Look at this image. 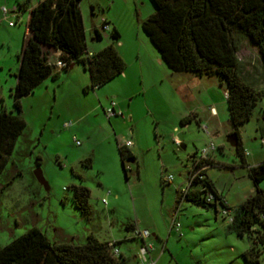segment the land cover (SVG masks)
<instances>
[{"label": "rangeland", "instance_id": "obj_1", "mask_svg": "<svg viewBox=\"0 0 264 264\" xmlns=\"http://www.w3.org/2000/svg\"><path fill=\"white\" fill-rule=\"evenodd\" d=\"M112 1L82 0L86 39L90 50L103 49L112 43L116 27L121 43L115 41V46L127 63L125 76L121 74L93 89L90 72L83 63L57 68L59 71L55 68L53 74L35 81L28 93L20 95L19 112L13 93L22 85L16 74L21 67L18 55L28 12H24V19L16 13L21 12V4L33 5L37 0H0V112L20 113L27 123L0 178V188L11 182L0 194V246L37 227L52 242L82 244L90 234L101 241H122V251L134 261L139 243L128 239L134 232L127 230L126 224L140 221V229L149 227L160 237V241L150 240L155 245L152 257L156 264H249L242 255L250 245L248 237L229 232V219L214 207L183 201L182 206L179 204L181 231L172 229L170 213L175 211L178 192L180 196L188 183V155L201 150L210 140L217 144L218 151L225 145L218 158L233 166L211 170L213 179L226 187L231 201L255 185L236 146L228 143L225 136L212 139L195 118L187 126L182 122L202 106L199 91L203 83L188 78L193 73L175 72L158 60L159 51L142 27L147 17L144 8L140 13L134 0ZM148 2L153 5L151 0ZM105 19L109 29L102 26ZM94 26L101 30L103 40L94 39ZM247 40L240 38V45L252 50V43ZM248 55L239 53L245 66L243 72L263 90L262 56L252 65L253 58L249 61ZM223 85L212 91L219 97L220 91L222 100L227 88L226 83ZM111 99L121 104L126 118L107 117L104 107ZM254 110L253 118L240 127V133L248 148L264 154V96ZM205 121L212 129V123ZM131 127L139 160L126 162L130 168L126 178L118 139L122 135L130 137ZM179 133H185L183 140ZM176 137L179 144L174 141ZM88 158L91 166L84 165ZM37 169L43 171L47 185L37 179ZM164 174H172V182H163ZM76 185L87 186L91 191L90 214L82 212L74 201ZM259 185L264 188V181ZM259 264H264V253Z\"/></svg>", "mask_w": 264, "mask_h": 264}, {"label": "trees", "instance_id": "obj_2", "mask_svg": "<svg viewBox=\"0 0 264 264\" xmlns=\"http://www.w3.org/2000/svg\"><path fill=\"white\" fill-rule=\"evenodd\" d=\"M80 1L46 0L31 11L18 55L21 67L16 77L22 79V85H18L13 93L19 112L20 95L28 93L35 81L51 74L47 60L56 50H60L62 57L69 61L63 69L75 62L83 63L90 72L93 89L109 83L126 70L127 63L115 46V41L120 42L121 39L116 27L112 31V43L92 57L84 53L86 35ZM151 1L154 12L142 22V27L163 61L175 72L218 77L222 83H226L230 121L233 132L238 134V141L233 145L244 161L245 147L240 127L253 118L254 107L264 96V87L263 90L258 89L243 72L239 39H248L252 46L259 49L264 66V0ZM24 5L26 3L21 7ZM102 26L109 29L108 20L105 19ZM93 37L97 41L103 40L101 30L95 28ZM189 120L186 117L182 122ZM26 126L20 113L0 112V178L12 160ZM118 151L126 178H129L126 162L136 161L137 158L124 144L118 143ZM197 154L198 150L192 157ZM206 163L210 164L211 160ZM84 165L91 166V159L85 160ZM249 176L255 185V192L243 203L231 207L208 176L207 170H203L188 188L186 196L178 195L176 207L183 201H189L203 207H214L218 213V206L230 210L234 219L230 222L229 232L240 238L248 237L250 245L242 255L247 263L259 264L260 256L264 253V188L259 185L264 181V163L251 166ZM10 183L0 188V194ZM74 190L77 207L90 214V189L76 185ZM210 195L214 196V202L208 201ZM126 228L134 230L136 224L130 221ZM121 242L115 241L114 244L120 247ZM0 264H137V260L135 258L133 261L123 253L115 255L108 241H101L93 234L82 244L73 241L52 242L39 228L33 227L5 246H0Z\"/></svg>", "mask_w": 264, "mask_h": 264}, {"label": "crops", "instance_id": "obj_3", "mask_svg": "<svg viewBox=\"0 0 264 264\" xmlns=\"http://www.w3.org/2000/svg\"><path fill=\"white\" fill-rule=\"evenodd\" d=\"M44 1H46V0H37V3H35L33 5H31V4L29 5V4L26 3V5H24L23 7H21V12L20 13H16V15H17L18 18H23L24 19V12L25 11L28 12L26 30H27L28 21H29V18H30L31 11L34 8H36L38 5H40L42 2H44ZM134 1H135L136 6H139L140 13H141V9L142 8H144V10L147 12L146 19L154 12V7H153V5L151 6L149 4L148 0H134ZM81 2H82V0L79 3V9H80L81 14H82ZM111 2H113V1L111 0ZM82 19H83V14H82ZM83 22H84V20H83ZM15 26H16V23H14L12 25V27H15ZM95 28H97V26H94L93 27V29H95ZM85 35H86V29H85ZM119 43H121V41ZM99 50H101V49H99ZM99 50H96V51L95 50L94 51L90 50L89 47H88V44H87V39H86V48L84 50V53L85 54H86V52L96 53ZM242 51H244L245 54L246 53L249 54L248 55V60L249 61H251L252 58H253V62H251L252 65H256L260 61L259 55H261V54H260V51H259V49L257 47L252 46V50H248L243 45H240L239 53L242 52ZM61 53L62 52L60 50H56V51H54L49 56V58L47 60V64H48V66L51 69V74H53V71H55V68L56 69L58 68L55 63H56V61L58 59V56ZM158 55L160 57L158 60L159 61H163V59H162V57H161V55H160L159 52H158ZM121 56H122V54H121ZM239 58L241 60V57H239ZM241 62H242V60H241ZM74 65H75V63H72L69 67L72 68ZM242 65H243V63H242ZM58 69H57V71H59ZM124 73L125 72L122 73L123 77L125 76ZM185 76H188V74H186ZM205 77H207V78H205ZM188 78L194 79L195 80V83H198V82H200V83L202 82L203 83L202 84V89H200L201 91H199V93L201 94V97H202L201 98V101H203V104H202V106H198L197 107L196 111L193 114V117H190V120L192 118H195L198 121V123L201 126H203V128H204V125H206L208 131H206V130L205 131L208 133L209 136H211L212 139L215 136H221V135H223V136L226 137L227 142L230 143V144H232L228 140V135L231 132H233V127H232V123L230 121V114H229L228 102H227V97H226L227 88H225V90H224V98L222 100L221 98L223 96L221 95L222 93L220 91H219L220 97L219 96H216L214 93H212V91L215 92L216 90H219L220 88H223V86H224L223 83L220 81V79L218 77H208V76H202V77H200V76L193 75V76H188ZM210 78L213 79V80H210ZM262 85L264 87V84H262ZM99 88H97V89H99ZM203 92H206V93H204L206 97H203L204 96L202 94ZM112 101H115L116 102V106H115L116 107V110H120L123 113L125 112V111H123L124 109L120 107L121 104L120 103H117V101L114 100V99H111L110 104H108L104 108L110 107ZM124 117L126 118L125 113H124ZM128 118H129V120H132V116L129 115ZM205 120H207V121H209V122L212 123V125H213V128L212 129L210 128L209 124L206 123ZM226 124L227 125H230L232 127V129L231 130L227 129V127L225 126ZM184 125L187 126L188 125V122L184 123ZM175 129H179V127L176 126ZM209 129H210V131H209ZM130 130H131V136L129 137V135H122L123 138L122 139H118V143L124 144L126 141L131 140L132 141V144L130 146H128V148L136 156L137 160L136 161L135 160H130V161L132 163H136V162L138 163V160H139V155H138L139 153H138V151H139V149H138V146L136 144L133 127H131ZM180 134L182 135V138L181 139L183 140V138L185 137V133H179V137H180ZM241 137H242V135H241ZM263 139H264V137L261 138V143H264L263 142ZM242 142H243V145L245 147V160L244 161L242 160V165L245 166V167H247V169H248V175H249V168L251 166H257V165H260L261 163L264 162V154H262L261 151L259 153H257V152H255V150H252L251 148H248L246 146V143L243 141V137H242ZM182 146H183V148H187L184 143L182 144ZM224 147H225V145L223 144L221 150L218 151V148H217V150L212 154V156H211V163L209 164V169L207 170V174L213 180V182L216 185V188L218 189V191L221 192L222 194H224V196L226 197V199L228 201V204L231 207H234V206H238L239 204L243 203L246 199H248L255 192V187L254 186H251V187L249 186L247 188V190H242V194L238 197V199L235 200V201H231L229 194L226 193V187H222L221 185H219V183L216 180L213 179V177L211 175V170L213 168H215V167L218 168L219 167V169H221L223 167H229V168L233 167L232 165H228V164L222 162L218 158V156L220 155L221 152L224 153V150H223ZM197 150L199 151L200 149H197ZM190 155H191V153H190ZM190 155H188V162L190 163V165L192 167L193 158L194 157H192ZM138 168H139V165H138ZM131 172L134 173L133 168H132V171ZM136 175H137V177L139 176V169H138ZM189 180H190V171L188 172V183L186 184L185 187L188 186ZM165 183H170V182H165ZM178 195H179V192H178ZM182 203L180 204L181 206H182ZM190 204H191V202H190ZM176 208H180V206L179 207H175V210H176ZM173 212H175V211H173ZM171 215L173 216V213L172 214L170 213V222H171V219H172L171 218L172 217ZM178 217H179V215H178ZM134 223L136 224V229H134V230L136 231L137 229H140V227L138 226L139 223H140V221H136ZM142 229H148V230H150L149 227H144ZM142 229H140V230H142ZM134 230H132L134 232L133 237H131V238L128 237V239H135V241H137L139 243L138 246H140L141 243H142V239L139 238V237H137L135 235V231ZM150 232H151V230H150ZM151 234H152V236H151L150 240H154L155 242L156 241H160V237H159L158 233L151 232ZM107 241L109 242L111 240H107ZM120 248H121V246H120ZM121 251H122V249H121ZM122 253L126 257H128L123 251H122ZM135 258H136V254H134V259Z\"/></svg>", "mask_w": 264, "mask_h": 264}, {"label": "built area", "instance_id": "obj_4", "mask_svg": "<svg viewBox=\"0 0 264 264\" xmlns=\"http://www.w3.org/2000/svg\"><path fill=\"white\" fill-rule=\"evenodd\" d=\"M107 1H110V0H107ZM5 9L6 8H4V10ZM13 24L14 23L11 22V25H13ZM105 27L109 28V26H105ZM86 55L89 57H92L94 55V53L86 52ZM62 56H63V54L61 53L58 56V59L55 63L58 68H64V67L68 66V64H69V61L64 59ZM227 96H228V93H226V97ZM115 106H116V102L112 101L111 106L106 109V114H107L108 118H111V117L117 116V115L124 116V113L122 111L116 110ZM204 129L206 131H208L206 125H204ZM174 141L177 142L178 144L180 143V140L177 137L175 138ZM263 142H264V139H263ZM131 144H132L131 140H128L124 143V145L127 147L130 146ZM217 148H218L217 144L213 140H211L201 150H199L197 156H195L193 158V164H192V167L190 170L189 184L187 187H184L183 190L181 191V195L183 197L186 196V194L188 192V188L192 185V182L198 178L200 172L203 170H206L209 167V164L206 162L211 160V156L217 150ZM198 166H200V167H198ZM163 177H164L163 179L165 182H172V180L174 179L172 174H164ZM208 201L214 202V196L210 195L208 197ZM104 202L106 203V201H104ZM220 212L225 218H228L230 222L233 221L234 218H233V215H232L230 210L225 209V208H221ZM178 215H179V208H176L175 212L173 213V217H172V229L175 228V230L180 232L182 225H181V222L179 221ZM135 235L142 239V243L139 246L138 252L136 254L137 264H156L155 259H153V257H152V252L155 250V245L153 242L150 241V238L152 236L150 230H148V229H142V230L137 229L135 231ZM114 242L115 241H109V244H110V246L113 247V253L115 255H119L122 253L121 248L118 246L116 247Z\"/></svg>", "mask_w": 264, "mask_h": 264}, {"label": "water", "instance_id": "obj_5", "mask_svg": "<svg viewBox=\"0 0 264 264\" xmlns=\"http://www.w3.org/2000/svg\"><path fill=\"white\" fill-rule=\"evenodd\" d=\"M180 138H182V135L180 134ZM228 140L232 143V144H235L237 141H238V134L236 132H233V133H230L228 135ZM123 165V163H122ZM124 169V167H123ZM36 177L37 179L43 183V184H46L47 185V182L45 180V177H44V174H43V171L41 169H37L36 172Z\"/></svg>", "mask_w": 264, "mask_h": 264}]
</instances>
